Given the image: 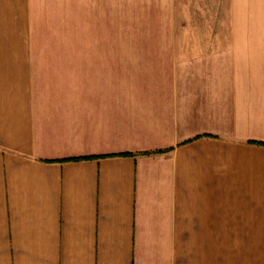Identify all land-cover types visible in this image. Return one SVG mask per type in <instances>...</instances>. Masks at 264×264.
<instances>
[{
    "label": "crops",
    "instance_id": "1",
    "mask_svg": "<svg viewBox=\"0 0 264 264\" xmlns=\"http://www.w3.org/2000/svg\"><path fill=\"white\" fill-rule=\"evenodd\" d=\"M140 3L0 0V264H264V0Z\"/></svg>",
    "mask_w": 264,
    "mask_h": 264
},
{
    "label": "rangeland",
    "instance_id": "2",
    "mask_svg": "<svg viewBox=\"0 0 264 264\" xmlns=\"http://www.w3.org/2000/svg\"><path fill=\"white\" fill-rule=\"evenodd\" d=\"M51 3H54L55 0H49ZM139 0H119V37L126 38L130 36L142 35V30L138 34V29L134 27L135 21L133 18L140 19V21L145 22H154L159 21L160 16L149 13V7L144 8L142 4H136ZM71 6L77 8V0H69ZM134 10H136L134 12ZM74 13V12H73ZM128 16L131 17L129 20ZM179 16V20H182V17ZM189 17V15H188ZM137 22V21H136ZM141 22V23H142ZM146 26V25H145ZM158 31V30H157Z\"/></svg>",
    "mask_w": 264,
    "mask_h": 264
}]
</instances>
